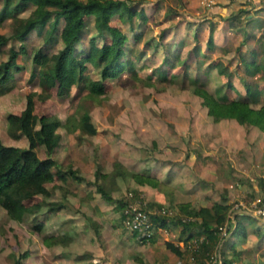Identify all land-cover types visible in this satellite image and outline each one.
I'll return each instance as SVG.
<instances>
[{
	"label": "rangeland",
	"instance_id": "374dc122",
	"mask_svg": "<svg viewBox=\"0 0 264 264\" xmlns=\"http://www.w3.org/2000/svg\"><path fill=\"white\" fill-rule=\"evenodd\" d=\"M132 4L139 11L131 19L132 30L116 14L109 20L128 37L123 49L127 50L131 63L126 62L128 69L105 77L103 92L98 96H88L85 90L78 91L73 85L70 92L61 97L54 86L44 91L39 82L29 79L32 65L29 56L42 39L36 31L28 34L26 54L16 57L22 68L14 72L13 86L0 93V141L26 144L24 135L14 138L7 133L5 116L20 111L26 93L32 96L38 93L43 97L34 98V113H54L61 119L67 115L63 121L66 126L57 127L63 135L61 143L73 146L74 156L83 157L91 152L94 171L100 170L93 155L100 142L104 159L111 168L117 157L126 159L125 166L132 172L146 173L150 169L155 173L156 166L165 165L174 170L180 182L189 185L199 183L194 174L195 160L209 165L218 163L229 174L233 170L236 176L244 178L247 185L250 186V181L255 183L257 189H248L247 199L260 193L264 185V134L252 125H243L244 130L237 132V123L229 117L212 120L192 88L199 84L223 98L243 96L253 107L264 104V0H132ZM30 6L19 15L26 14ZM86 21L83 44L90 34L95 35L91 17ZM132 31L139 32L134 43ZM0 32H10L9 20L0 22ZM103 39L96 36L97 43ZM10 44L16 46L17 41L8 38L1 45L0 59L6 57ZM85 69L91 78L99 77L90 63ZM83 116L87 120L81 119ZM67 127L76 129L68 132ZM65 133L69 141L64 139ZM42 149L36 147L35 151L39 155ZM249 164L253 165L245 175L242 172H246ZM70 168L61 172L72 176L67 171ZM224 170L220 172L223 175L227 172ZM73 171L78 174L76 169ZM160 174L168 176V171ZM107 177L93 173L95 187H105ZM61 181L69 189L66 180L54 174L47 183L48 194L38 193L35 200L47 202L60 198L64 191ZM118 190L116 199H126L129 195V200H135L156 218L155 222L164 218L165 223H172L173 227L166 225L172 231L174 224H178L174 222L179 211L175 204L165 201L150 205L142 191H133L127 181H123ZM162 207L170 213H162ZM35 217L28 215L23 221H15L0 206V264H12L13 255L23 248L29 249V257L23 264H35L36 243L29 229L30 224L36 222ZM248 219L254 220L249 216ZM260 229L264 230L262 226ZM207 247L208 254L213 246Z\"/></svg>",
	"mask_w": 264,
	"mask_h": 264
},
{
	"label": "trees",
	"instance_id": "16d2710c",
	"mask_svg": "<svg viewBox=\"0 0 264 264\" xmlns=\"http://www.w3.org/2000/svg\"><path fill=\"white\" fill-rule=\"evenodd\" d=\"M27 6H30L28 12L19 15ZM113 14L131 28V19L139 11L132 4V0H0V22L9 20L10 26L8 34L0 32V51L1 45L8 38L17 41L16 46L10 44L7 47L6 57L0 59V93L13 86L14 72L22 68L16 57L18 54H26V37L31 31L40 34L42 40L30 53L32 65L29 79H37L44 91L54 86L56 94L61 97L67 95L73 85L78 91L85 90L88 96L102 93V80L128 69L129 67L125 68L128 65L126 62L130 61L126 56L127 50L123 49V43L128 38L119 26L109 23ZM89 16L95 35L90 34L87 42L83 44L86 18ZM97 35L104 38L100 43L96 42ZM131 36L134 43L139 38V32L132 31ZM87 63L97 69L99 77L91 78L85 73ZM192 91L200 97L212 120L229 117L238 123L254 125L264 131V104L253 107L243 96L223 98L199 84ZM5 118L7 133L14 138L24 135L26 144H5L0 141V206L10 219L23 221L28 215L34 216L41 202H44L35 200L34 196L38 193L47 195V183L54 178V174L61 177L60 171L50 168V153L59 138L57 127L60 121L54 115L35 114L28 93L25 94L24 106L20 111L7 113ZM39 144L45 153L42 157L34 150ZM67 171L78 176L71 168ZM111 171L112 174L118 173L120 176L129 175L138 183H156V179L147 172H129L118 160L112 162ZM98 174L95 170L94 175ZM96 189L105 199H111L100 185ZM115 201L122 207L125 199L118 198ZM62 205L61 201L46 202L48 209ZM177 205L179 211L185 206L184 203ZM228 205L223 200L211 201L185 208L186 214L177 213L176 221L181 223V228L190 229L191 224L196 227L194 232H189L184 238L201 233L206 237V244L214 241L215 228L227 217ZM156 223L164 224V218ZM237 225L236 220L231 231ZM49 236L51 233L44 237ZM168 246L176 253L179 252L177 246L171 243ZM26 254L27 250H21L13 255L12 264H22ZM227 262L228 259L222 257L217 264Z\"/></svg>",
	"mask_w": 264,
	"mask_h": 264
},
{
	"label": "crops",
	"instance_id": "0c3cea01",
	"mask_svg": "<svg viewBox=\"0 0 264 264\" xmlns=\"http://www.w3.org/2000/svg\"><path fill=\"white\" fill-rule=\"evenodd\" d=\"M32 81L39 82L33 78ZM29 95L32 99V111L34 112V98L41 99L43 94ZM43 113L46 114V112ZM52 114L54 113H48V115ZM54 115L59 119L60 126L65 127L66 124L64 125L63 121L67 115L63 119L58 114ZM85 117L83 116L81 119L87 120V117ZM81 122L79 121V123ZM236 123L235 130L237 132L243 131V124ZM252 126L254 127V125ZM247 127H250V125H247ZM255 128L259 133L264 134V131L256 126ZM75 129L67 127V130H70L68 132ZM57 131L59 138L50 153L52 158L50 168L53 171L61 172L66 167H71L77 170L78 174H76L78 176H68L64 174L65 172H61V177L64 181L66 180L68 188L71 190L67 189L65 183L63 184V181H61L64 185V191L68 190L69 192L63 191L60 198H54L53 200L61 201L63 205L48 209L44 200L34 213V217L38 216L35 217L36 222L30 224L29 229L33 231L32 240H34L33 243H36L35 264H215L209 262L207 254V248L209 247L207 246H213L216 240L201 246L193 260L188 258L185 245L187 239L193 234L187 239L184 237L196 229L192 224L190 229L188 227L181 228V223L174 221L178 224H174V230L172 231L170 227L167 228L166 226L173 227L172 223L164 222L160 226L168 229L165 234L158 228L154 236L149 239L136 238L134 233L122 226L120 222L121 206L115 205V197L119 193L120 184L127 181L133 191L135 189L142 191L141 193L145 195L148 203L153 206L160 205L165 201L175 204L176 207H179L177 204L184 203L185 206H182L180 211L177 210V213L181 215L186 212L185 208L196 207L198 204L218 200H223L229 204L228 214L234 200L245 199L246 191L251 187L257 189L254 182L250 181V186L247 185L243 181L244 178L236 176L233 170L229 174L228 170H224L226 168L222 164H202L197 160H195L193 167H196L194 174L196 173L197 182L199 183L187 185L180 182L181 179L174 175V170L165 165L156 166L155 173L151 172L150 169L146 170L148 174L156 179V183H138L131 176H120L118 173L112 174L111 165L104 159L103 147L98 142L99 147L93 155H95V161L100 165L99 177L105 178L108 176L105 179V187L100 185L110 195L111 199L107 200L93 183L94 163L91 160V152L85 153L86 156L83 157L78 156V154L74 156L71 151L73 146L68 143L65 145L66 142L62 144V132L58 128ZM64 139L69 141L68 133L64 134ZM242 141L244 140L242 139ZM36 147L42 149L41 144L36 145L34 150ZM257 152L259 153V151ZM44 155L42 149V153L38 156L42 157ZM117 159L123 166L126 165V159L118 157ZM252 165L249 164L246 172L242 173L245 175L250 173L248 168ZM184 167L186 165L180 167L177 172ZM125 168L128 170L126 166ZM221 169L227 171L225 175L220 173L222 172ZM163 170L168 171V176L160 174ZM248 177L250 178V176ZM199 179L205 182H201ZM56 183H59V181H56ZM248 216L254 220L250 222ZM231 217H234V224L236 220L238 221V225L219 244L220 254L223 253L221 256L227 258L228 261L230 259L237 260L238 264L264 263V230L260 229L261 226L264 228V224L257 217L239 210L231 212ZM194 220L195 218L192 219V221ZM32 221L33 219L30 220L31 223ZM48 233H51V236L44 237ZM168 243L177 246L179 252L176 253L171 250ZM23 250H27V254L24 256L22 264L25 258L29 257V249L23 248Z\"/></svg>",
	"mask_w": 264,
	"mask_h": 264
},
{
	"label": "built area",
	"instance_id": "2783aa9c",
	"mask_svg": "<svg viewBox=\"0 0 264 264\" xmlns=\"http://www.w3.org/2000/svg\"><path fill=\"white\" fill-rule=\"evenodd\" d=\"M129 194L131 195V193ZM234 210L249 213L257 217L260 222L264 224V187L260 193L249 199H239L232 202V206L227 214V217L215 228L214 234L216 236V241L213 245L212 251L208 253L209 262L217 264L222 259L219 244H221L223 239L229 234L234 226V217H231V212ZM160 211L164 214L170 213V210H167L163 207L160 209ZM121 212L122 215H120V222L122 226L131 230L138 239L151 238L154 236L158 228H160L164 234L168 231L166 227H162L155 222L154 216H151L150 212L146 208L137 204L135 200H129V195H127V198L123 203ZM164 238L166 237L164 236ZM206 242V237L201 233L193 234L191 237H189L185 245L188 251V258L193 260L196 252ZM226 264H236V262L230 259Z\"/></svg>",
	"mask_w": 264,
	"mask_h": 264
}]
</instances>
